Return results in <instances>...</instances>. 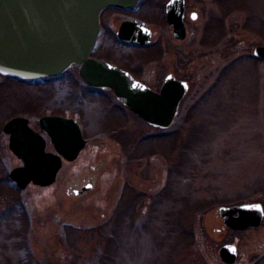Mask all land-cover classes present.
Returning <instances> with one entry per match:
<instances>
[{"label": "rangeland", "instance_id": "374dc122", "mask_svg": "<svg viewBox=\"0 0 264 264\" xmlns=\"http://www.w3.org/2000/svg\"><path fill=\"white\" fill-rule=\"evenodd\" d=\"M163 1L139 0L105 21L136 16L162 42L171 34L158 19ZM186 10L182 42L165 43L154 60L152 47L132 53L150 83L169 71L188 81L164 130L73 70L28 82L0 75V264H225L218 248L228 242L237 246L234 264H264V216L234 231L217 212L253 201L264 208V58L252 54L264 45V0H186ZM15 114L41 133L43 114L80 123L86 143L50 185L18 189L9 178L20 159L1 128ZM85 166L92 188L67 192L66 179Z\"/></svg>", "mask_w": 264, "mask_h": 264}, {"label": "water", "instance_id": "95a60500", "mask_svg": "<svg viewBox=\"0 0 264 264\" xmlns=\"http://www.w3.org/2000/svg\"><path fill=\"white\" fill-rule=\"evenodd\" d=\"M136 1L0 0V72L37 79L58 74L71 63H80L79 74L86 83L112 89L119 101L149 125L169 127L188 89L186 81L168 73L159 91H154L125 70L88 57L98 35L101 9L111 5L128 7ZM167 7L173 34L183 39L186 35L183 0H169ZM139 28H143L144 34ZM125 30L123 24L120 31L124 34ZM131 30L133 33L122 35V39L141 44L149 41L151 32L143 22L134 21ZM253 55L264 58V45L255 46ZM39 124L50 137L55 152L45 150L44 138L28 126L26 117L15 116L3 126L10 135V150L21 160L20 165L9 171L19 189L29 182L40 186L52 183L61 158L74 159L85 143L78 123L72 118L43 115ZM254 205L259 207H252ZM217 212L224 225L234 230L256 227L264 215L261 203L255 201L220 205ZM218 255L224 263L232 264L237 257V247L234 243H224L218 248Z\"/></svg>", "mask_w": 264, "mask_h": 264}, {"label": "flooded vegetation", "instance_id": "af4514ba", "mask_svg": "<svg viewBox=\"0 0 264 264\" xmlns=\"http://www.w3.org/2000/svg\"><path fill=\"white\" fill-rule=\"evenodd\" d=\"M167 2H168V0H164L163 3H162V5H160L161 15H160V17L158 19H162V22L160 23V20H159V23L161 25H162V23L163 24H166L168 26V30L170 31L171 34L169 36H167L166 39H163L162 38L163 40H162V42H160V41H157L159 36H157V34L155 33V31H152L150 29L151 32H152V35H154V37L156 36V38L155 39H153V38L150 39V41L148 43H145V44H135V43H132V42H128V41H125V40L120 39L119 36H118V31H119L120 26H121V24L123 22H125V21H132V20H137L139 22H141V21L144 22L143 21L144 19H139L136 16H133V15H129L128 14V15H124L122 18H120V20L118 21V23H117L116 26H115V23L112 22L113 20H111V19H109L107 22L105 21V14L106 13L113 12V11L126 12V11L131 10L135 5L132 6V7H128V8H113V7H108V8L103 9L101 11L100 17H99V21H100V31H99V35H98V38H97V41H96V45H95V47H94L91 55L93 57H96V58H99V59L107 60V61H109V62H111V63H113V64H115V65H117V66H119V67H121V68H123L125 70H127L136 79H139L140 81L144 82L145 84H147L148 86L152 87L155 90L159 89V87H160V85H161L164 77L168 73H172L176 78L182 79L180 77H177L174 74V72L169 71V72H163V74L161 73L158 76V79H157V81L155 83H150L144 77V75L142 74V69L139 67L140 64L138 62L141 61V58L142 57L140 55L139 56L138 55L137 56H134L132 54L133 52H136V54L137 53H141L147 47H149V48L152 47V50L150 52H146V53H148L146 55V57L148 59L154 60L155 58H157V59L159 58L158 56L157 57H155V56L158 54L159 51H161V48L162 47L165 49L164 51H166V48L165 47H166V44L167 43L169 45H175L176 43L182 42V40L184 38L183 39L176 38L174 36V34H173V28H172V26H170L168 24V22H167V19H166V4H167ZM187 13L188 12L186 10V0H184V6H183V21H184L185 26H186V31L188 30L187 29V23H186V17H187L186 15H187ZM188 15L191 18L194 19V18H196L197 13L195 11H191V12H189ZM145 25L148 27V25L146 23H145ZM161 33L162 32L160 31L159 34L161 36H163V34H161ZM161 43H162V45H161ZM110 45H111V47L108 48ZM113 45L116 47L115 50H113ZM170 47L172 48V46H170ZM126 50L127 51H131V52L130 53L129 52H125V53L119 52V51H126ZM114 51H118L119 53L118 54L117 53H114ZM72 70L78 73L77 66H71L66 71H64V73H66L68 71L71 72ZM64 73H62V74H64ZM62 74H60V75H62ZM49 78H51V77H49ZM83 83L85 84L84 86L87 87V88H89V89H92V90H95V91L107 92V90L100 89V88H97V87L88 85L84 81H83ZM108 92H110L112 94V91L108 90ZM119 104L121 106H123L120 102H119ZM123 107H125V106H123ZM16 115H20V114H15L13 116H16ZM13 116L8 117L4 121V123L8 119H10L11 117H13ZM26 117L28 118V124L32 127L31 122H30L29 115L26 116ZM3 134H4V136H6V138H7V144H8L9 135L7 133H5V132H3ZM78 155H77V157H78ZM65 162L68 163L69 161H65V160L62 161V165H61V167L59 168V170H58V172L56 174V178H57L58 174H60L59 172L62 169V167H63V165H64ZM70 162H72V161H70ZM86 170H87V167L85 166L84 167V171H85L84 174L75 177L76 178L75 180H73L74 178L66 179V181L64 180L65 183H67V186H66L67 192L73 193L75 195H80V194L84 193L85 191H87L88 189L92 188V186H93L92 177H93L94 174L93 173L87 174L86 173ZM77 172H78V170H77ZM236 259H235L234 263L236 262ZM234 263H232V264H234Z\"/></svg>", "mask_w": 264, "mask_h": 264}, {"label": "trees", "instance_id": "16d2710c", "mask_svg": "<svg viewBox=\"0 0 264 264\" xmlns=\"http://www.w3.org/2000/svg\"><path fill=\"white\" fill-rule=\"evenodd\" d=\"M144 139H146V138H144ZM143 140V139H142ZM137 144H138V142H137ZM129 190V189H128ZM124 198H125V196H123ZM130 202L132 203V205L130 206V207H133V206H135V198H134V190H133V188H131V191H130ZM182 223L183 222H181L180 223V226L181 227H184V226H182ZM185 228V227H184ZM188 234V233H187Z\"/></svg>", "mask_w": 264, "mask_h": 264}, {"label": "snow or ice", "instance_id": "6c2138e0", "mask_svg": "<svg viewBox=\"0 0 264 264\" xmlns=\"http://www.w3.org/2000/svg\"><path fill=\"white\" fill-rule=\"evenodd\" d=\"M252 207H259L258 205H254V206H252Z\"/></svg>", "mask_w": 264, "mask_h": 264}, {"label": "bare ground", "instance_id": "6f19581e", "mask_svg": "<svg viewBox=\"0 0 264 264\" xmlns=\"http://www.w3.org/2000/svg\"><path fill=\"white\" fill-rule=\"evenodd\" d=\"M79 153V152H78Z\"/></svg>", "mask_w": 264, "mask_h": 264}]
</instances>
